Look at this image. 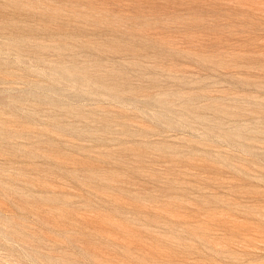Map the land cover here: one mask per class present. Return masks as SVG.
<instances>
[{"label": "rangeland", "instance_id": "374dc122", "mask_svg": "<svg viewBox=\"0 0 264 264\" xmlns=\"http://www.w3.org/2000/svg\"><path fill=\"white\" fill-rule=\"evenodd\" d=\"M0 264H264V0H0Z\"/></svg>", "mask_w": 264, "mask_h": 264}]
</instances>
